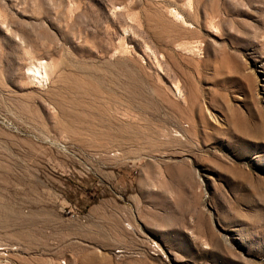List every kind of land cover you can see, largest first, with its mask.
Returning a JSON list of instances; mask_svg holds the SVG:
<instances>
[{"label": "rangeland", "instance_id": "rangeland-1", "mask_svg": "<svg viewBox=\"0 0 264 264\" xmlns=\"http://www.w3.org/2000/svg\"><path fill=\"white\" fill-rule=\"evenodd\" d=\"M0 264H264V0H0Z\"/></svg>", "mask_w": 264, "mask_h": 264}, {"label": "bare ground", "instance_id": "bare-ground-1", "mask_svg": "<svg viewBox=\"0 0 264 264\" xmlns=\"http://www.w3.org/2000/svg\"><path fill=\"white\" fill-rule=\"evenodd\" d=\"M28 74L38 82H43L47 77V70L42 63H39L37 66L30 67L28 69Z\"/></svg>", "mask_w": 264, "mask_h": 264}]
</instances>
